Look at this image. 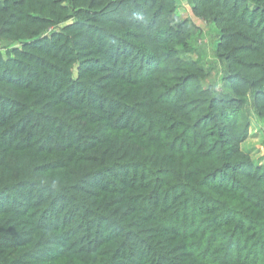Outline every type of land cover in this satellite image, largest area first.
Listing matches in <instances>:
<instances>
[{
    "label": "trees",
    "instance_id": "16d2710c",
    "mask_svg": "<svg viewBox=\"0 0 264 264\" xmlns=\"http://www.w3.org/2000/svg\"><path fill=\"white\" fill-rule=\"evenodd\" d=\"M188 2L0 0V264H264V0Z\"/></svg>",
    "mask_w": 264,
    "mask_h": 264
},
{
    "label": "rangeland",
    "instance_id": "374dc122",
    "mask_svg": "<svg viewBox=\"0 0 264 264\" xmlns=\"http://www.w3.org/2000/svg\"><path fill=\"white\" fill-rule=\"evenodd\" d=\"M179 8L177 11L178 16L181 19L187 17L191 11L188 0H178ZM195 22L200 26H204V23L194 18ZM206 27V26H205ZM214 33V34H213ZM214 29L210 31V28L203 29L202 33L196 34L194 39H191V45L195 47L196 53L199 54L205 62V67L208 70L207 78L203 79L205 85H212L216 88L221 86V74L222 66L218 62L215 55V40L216 37ZM9 44L0 43V48L8 47ZM194 57L196 54L193 55ZM250 137L244 144V149L252 156L254 163L257 166H261L264 163V123H260L255 114L250 109Z\"/></svg>",
    "mask_w": 264,
    "mask_h": 264
},
{
    "label": "crops",
    "instance_id": "0c3cea01",
    "mask_svg": "<svg viewBox=\"0 0 264 264\" xmlns=\"http://www.w3.org/2000/svg\"><path fill=\"white\" fill-rule=\"evenodd\" d=\"M190 9H191V7H190ZM190 11V10H189ZM190 15V14H189Z\"/></svg>",
    "mask_w": 264,
    "mask_h": 264
}]
</instances>
